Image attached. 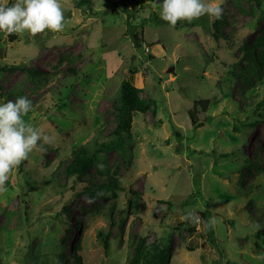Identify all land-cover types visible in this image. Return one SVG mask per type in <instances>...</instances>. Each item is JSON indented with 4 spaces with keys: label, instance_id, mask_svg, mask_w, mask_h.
<instances>
[{
    "label": "rangeland",
    "instance_id": "obj_1",
    "mask_svg": "<svg viewBox=\"0 0 264 264\" xmlns=\"http://www.w3.org/2000/svg\"><path fill=\"white\" fill-rule=\"evenodd\" d=\"M90 1L60 0L62 31L0 32V102L27 97L25 122L53 137L0 193V264H72L74 253L127 264L137 237L169 235V264H264V68L246 73L244 55L264 31V0H218L222 19L194 26L164 23L160 0ZM123 79L155 112L134 113L123 150L66 179L72 150L116 126ZM199 100L208 107L193 112ZM97 171L117 183L90 199L81 189L104 180Z\"/></svg>",
    "mask_w": 264,
    "mask_h": 264
},
{
    "label": "clouds",
    "instance_id": "obj_2",
    "mask_svg": "<svg viewBox=\"0 0 264 264\" xmlns=\"http://www.w3.org/2000/svg\"><path fill=\"white\" fill-rule=\"evenodd\" d=\"M160 18L175 26L178 21L207 16L209 21L220 20L223 7L218 0H160ZM64 12L60 0H0V32L29 33L33 36L45 32L62 31ZM32 110V102L24 96L0 102V193L11 170L40 144H50L53 137L42 129L25 122L24 117ZM188 213L183 219H193ZM260 259H264L261 254Z\"/></svg>",
    "mask_w": 264,
    "mask_h": 264
},
{
    "label": "trees",
    "instance_id": "obj_3",
    "mask_svg": "<svg viewBox=\"0 0 264 264\" xmlns=\"http://www.w3.org/2000/svg\"><path fill=\"white\" fill-rule=\"evenodd\" d=\"M77 6H83L87 4L91 5L90 0H74ZM197 19H193L191 22L186 20H180L175 26H194ZM164 23L168 24L164 21ZM136 46H140L143 42L137 35L132 36ZM256 50V51H255ZM244 55L248 60V66L246 73L256 74L261 72L264 68V31L259 36L253 39V42L244 47ZM14 68V67H11ZM10 68V69H11ZM208 100H199L193 104V112L196 107L199 106L202 110H206L208 107ZM113 112L116 120V126L108 133V139L103 141L94 140L92 145L81 144L71 152V159L65 165V177L66 179L83 178L87 175L92 166H95L99 161L101 154H107L113 150H123L126 139L130 136L129 128L131 124V117L134 113L145 114L148 111L155 112L153 99H143L139 94V89L134 87L130 81L123 79L119 84L117 99L112 104ZM264 107V98L256 103L255 108L259 109ZM190 120L198 126H201L200 122L196 121L194 113L189 112ZM248 161V160H247ZM104 179L101 182H96L94 179H86L84 182L86 185L81 189V192L86 194L90 199H95L102 194L101 188L108 190L112 189L113 185L117 183V180L108 175L107 171H97ZM104 176V177H103ZM264 208V207H263ZM67 207L64 210L67 211ZM203 217V215H201ZM264 221V220H263ZM191 222V221H190ZM183 223L175 224V227L182 226ZM190 224L189 233L195 232V226ZM257 235H263V232L259 228ZM171 235L166 237V240L157 239L151 243L146 242L145 237H137L133 246L131 256L127 260V264H169L172 250ZM80 245L75 246V250H79ZM72 264H81V257L77 254H73ZM66 259L65 255H61L59 258ZM67 263V260L63 262ZM38 264V263H35Z\"/></svg>",
    "mask_w": 264,
    "mask_h": 264
},
{
    "label": "water",
    "instance_id": "obj_4",
    "mask_svg": "<svg viewBox=\"0 0 264 264\" xmlns=\"http://www.w3.org/2000/svg\"><path fill=\"white\" fill-rule=\"evenodd\" d=\"M14 38H15L14 36H10V37H9V40L12 41ZM168 71H169V72H173L172 67H170V68L168 69Z\"/></svg>",
    "mask_w": 264,
    "mask_h": 264
},
{
    "label": "built area",
    "instance_id": "obj_5",
    "mask_svg": "<svg viewBox=\"0 0 264 264\" xmlns=\"http://www.w3.org/2000/svg\"><path fill=\"white\" fill-rule=\"evenodd\" d=\"M6 35H8V34H6Z\"/></svg>",
    "mask_w": 264,
    "mask_h": 264
}]
</instances>
